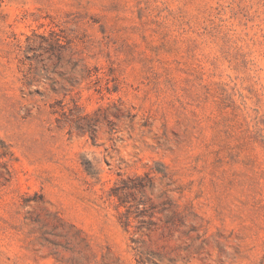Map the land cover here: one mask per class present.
I'll return each mask as SVG.
<instances>
[{
  "label": "rangeland",
  "instance_id": "obj_1",
  "mask_svg": "<svg viewBox=\"0 0 264 264\" xmlns=\"http://www.w3.org/2000/svg\"><path fill=\"white\" fill-rule=\"evenodd\" d=\"M0 264H264V0H0Z\"/></svg>",
  "mask_w": 264,
  "mask_h": 264
},
{
  "label": "trees",
  "instance_id": "obj_2",
  "mask_svg": "<svg viewBox=\"0 0 264 264\" xmlns=\"http://www.w3.org/2000/svg\"><path fill=\"white\" fill-rule=\"evenodd\" d=\"M96 116H98L99 114L98 113H96L95 114ZM98 122V120H96V123ZM89 165H90V167H89V169H87L92 175H97L98 173L97 172H95L93 169H94V167L92 166V163H88Z\"/></svg>",
  "mask_w": 264,
  "mask_h": 264
}]
</instances>
